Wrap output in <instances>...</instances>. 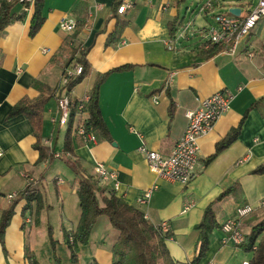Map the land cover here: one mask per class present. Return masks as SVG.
I'll return each mask as SVG.
<instances>
[{
    "label": "crops",
    "instance_id": "1",
    "mask_svg": "<svg viewBox=\"0 0 264 264\" xmlns=\"http://www.w3.org/2000/svg\"><path fill=\"white\" fill-rule=\"evenodd\" d=\"M184 1L44 0V22L34 36L29 35L33 5L23 20L0 30L1 204L28 181H37L40 189L45 181L52 179L54 194L40 211L38 226L52 228L54 224L63 230H73L79 218L76 177L61 156H75L86 174L95 175L96 163L114 170L119 187L113 190L112 183H107L106 189L139 208L154 225L167 224L171 236L166 246L177 264H242L251 259L252 252L231 242L223 243L224 233L218 228L210 235L204 258L194 262L196 225L208 205L212 203L221 225L237 207L243 204L254 207L252 213L239 220L244 236L262 216L264 206L259 207L258 203L264 198V173L254 174L253 170L264 163V18L240 41L234 53L223 51L209 59L201 58L202 42L192 51L185 50L180 43L188 41V25L183 35L179 28L173 36L169 33L170 24L178 25L182 21L179 9ZM208 1L213 7L239 8L240 12L251 3V0ZM121 5L127 6L122 13L116 12ZM21 9L19 3L13 6L16 12ZM62 18L76 21L77 35H72L75 30L64 31L58 27ZM114 31L115 39L108 43ZM65 43L77 50L76 55L86 49L90 65L89 73L72 87L71 96L87 95L101 79L98 104L109 132L107 140L97 137L95 143L75 144L73 154L64 153L63 147L56 151L55 125L51 121L58 115L55 88L71 57ZM120 66L124 68L116 70ZM36 80L52 89V96L43 109L40 132V144L52 150V162H49L50 154L43 157L35 148L37 138L29 120L22 114L8 117L15 103L38 95L33 85ZM238 87L242 89L237 91ZM221 89L234 92L235 97L211 130L198 139V162L190 182L183 185L157 177L149 170L146 157L138 147L143 143L163 156L168 155L184 131L186 111L197 107L201 98ZM240 122L236 139L207 161L216 143ZM58 162L64 164L65 172L73 180L62 178L63 165H57ZM152 184L158 188L149 200L138 202L142 192ZM233 185L239 186V192H228L218 200ZM66 193L72 198L73 215L66 206ZM21 206L22 203L6 228V252L0 245V264H28L23 255L26 244L39 264H54L48 241L47 261L42 263L38 259L34 248V216L28 215L22 228ZM54 211L59 215L56 222L50 216ZM98 220L90 237L98 228ZM101 227L102 239L95 245L89 239L84 254L78 252L77 264H111V246L116 234L108 221H102ZM68 260L74 264L69 259V251Z\"/></svg>",
    "mask_w": 264,
    "mask_h": 264
},
{
    "label": "trees",
    "instance_id": "2",
    "mask_svg": "<svg viewBox=\"0 0 264 264\" xmlns=\"http://www.w3.org/2000/svg\"><path fill=\"white\" fill-rule=\"evenodd\" d=\"M19 3L22 9L18 12L13 10V6ZM29 4L19 2L18 0H2L0 3V30L12 22L23 20L26 16L24 9ZM44 0H33V10L30 18L29 35L34 36L44 22L42 9ZM119 7V6H118ZM118 7L116 8L118 10ZM117 12V11H116ZM181 21L170 24L169 33L174 35L179 28ZM78 26V25H77ZM76 26V27H77ZM78 29V27H77ZM77 29L72 35H77ZM115 31L108 38V43L114 41ZM68 43L64 46L68 47ZM69 48V47H68ZM71 50V57L68 59L66 66L74 62L82 66V72L79 76L71 79L67 85V93L71 99V117L76 112V106L79 98L71 96V89L79 83L90 71V65L86 58V49L79 51L76 55L74 48ZM200 57L209 59L216 54L226 50V46L222 43H213L204 48L199 47ZM123 66L116 70L123 69ZM101 79L97 80L89 93V102L85 106L88 120L86 128L92 130L100 139H109L108 129L102 119L100 107L98 104L99 87ZM34 87L38 90V95L34 98H23L15 103L8 113V117L22 114L26 117L33 127V133L37 138L35 148L39 150L41 156L49 155V162L54 160L52 150L40 144L42 113L45 104L52 96L51 88L36 80ZM56 98V95H55ZM173 110V105H172ZM72 121V120H71ZM68 125L65 130L63 141V152L72 153L75 144H83L80 137L72 134V124ZM241 122L230 129L227 135L218 141L215 145L214 152L207 158V161L212 160L224 148L229 146L237 137ZM74 156V155H73ZM65 165L76 177V195L78 198L79 218L73 230H64V240L69 250V259L72 263H78V252L82 245H86L90 239V234L96 221L105 216L111 228L114 230L116 237L111 246L112 261L111 264H177L171 257L166 246V240L170 238L169 231L162 232L159 224L154 225L144 215V213L134 205L127 203L121 196L109 189L106 185L92 174H86L82 163L77 157L64 158L61 156ZM254 174L264 173V163L253 170ZM228 192L238 193L239 186L233 185L220 194L218 200ZM22 203L20 215L23 219L22 228L25 227V220L28 215L34 216V224L39 223L40 211L46 207V201L37 187V181H28L5 203H0V245L4 247L5 231L10 220L16 212V208ZM244 205V204H243ZM261 218L255 223L250 232L245 235L244 241L239 245L246 251L252 252V257L247 264H264V207L262 209ZM221 228V224L216 219L215 212L212 208V203L208 205L203 212L200 222L196 225L198 230V240L196 246V255L194 262H198L204 258L208 247L210 235L214 229ZM48 236L52 246V259L54 264H61L59 258L55 254V240L52 236V229L48 227ZM24 258L28 264H39L34 252L26 244L23 250Z\"/></svg>",
    "mask_w": 264,
    "mask_h": 264
},
{
    "label": "built area",
    "instance_id": "3",
    "mask_svg": "<svg viewBox=\"0 0 264 264\" xmlns=\"http://www.w3.org/2000/svg\"><path fill=\"white\" fill-rule=\"evenodd\" d=\"M18 1L29 4L24 8L26 11L33 5V0ZM126 6L121 5L117 12L122 13ZM212 8V2L207 1L204 9L209 12ZM211 17L213 23L206 29L207 39L202 43L203 47L208 48L210 44L222 43L226 46L225 52L234 53L240 41L264 18V0H256L254 3L251 0L249 7L245 9V13L240 12L238 16L230 13L228 9L227 12H218L212 14ZM58 27L64 31H74L76 21L71 18H62L58 22ZM186 27L182 28L180 35H183ZM168 48H171V46L168 45ZM81 72L82 66L75 63V61L64 68L60 81L55 88L58 115L52 118L51 121L54 125L66 130L72 120V134L80 137L83 143L90 144L97 141V136L92 130L86 128L88 116L85 106L89 102V96L85 95L79 98L76 112L71 117V99L67 93L69 81L79 76ZM241 89V87H238L237 91ZM234 97L235 93L228 89L217 90L207 97L201 98L197 107L186 111L187 121L184 131L168 155L163 156L142 143L138 150L145 155L149 170L165 181L177 182L183 185L188 184L195 173L198 162V139L211 130L216 120L229 109ZM94 173L102 184L112 183L113 190L118 189L119 183L114 170L109 169L103 163H96ZM157 188V184L147 187L142 192L141 197L138 198V202H147ZM8 196L9 198L12 197V195ZM258 206H264V198L259 201ZM253 210L254 207L249 204L241 205L236 208L231 217L222 223L223 243L231 242L234 245H240L244 241L245 236L239 228V220L247 217ZM159 226L162 232L168 231L166 223H159ZM247 263L243 262L242 264Z\"/></svg>",
    "mask_w": 264,
    "mask_h": 264
},
{
    "label": "rangeland",
    "instance_id": "4",
    "mask_svg": "<svg viewBox=\"0 0 264 264\" xmlns=\"http://www.w3.org/2000/svg\"><path fill=\"white\" fill-rule=\"evenodd\" d=\"M207 1L208 0H185L179 9V17H180V19L182 18V21H181L182 24H180V26H179V32L182 30V28L184 26L188 25L191 28V29L189 28L188 41H186V40L180 41V43H182L184 45L185 50L192 51L197 47V45L199 43H201V42L203 43L204 41H206V39H207V37L205 35L206 29L208 28V26L210 24L213 23V19L211 17L212 14H215L218 12H227L228 11V8H226V6H225V7H213L212 10L208 12L204 9ZM229 1H231V0H229ZM237 1H239V0H237ZM253 1L255 2L256 0H253ZM244 13H245V9H242V14H244ZM58 128L59 127L57 125H55V131L53 134V140H55V143H56V145H55L56 151H59L62 149L63 139L65 137V129L59 128V133H57ZM56 136H58L57 139H55ZM57 165H59V166L63 165V166H61L62 168L60 170L61 173L63 172L62 178H66L69 181L73 180V177H70V175H68L65 172L67 170V168H65L64 164L58 162ZM54 188H55V186H54L52 179H48L47 181H45V183H43L40 186V192L43 195V198L45 201L46 200L50 201L52 199L53 194H54ZM65 195H66L65 196L66 206L69 209L70 215H73L74 210H72V198H71L70 194L66 193ZM57 213H58L57 211H54L53 213L50 214L53 222H56L59 218V215ZM39 216H40V214H39ZM42 216H43V214H42ZM102 221H108V219L105 216H102L100 218L98 228L95 230L96 232H94V234L91 235V237H90L91 242H94V245L97 244L98 240L102 239V236H100V235L104 234L102 231L103 227L99 228L100 223ZM35 225H36V230H35L36 231V240H35L36 245L34 248H35L36 254L38 255V259L42 263L43 262L45 263L47 261V259L45 258V256H47V241H48V245H49L48 250L50 252V257L52 258V246H51L50 239L48 236V226L47 227L45 225H39L38 226V224H35ZM53 226L54 227H52L51 229H52V236L55 240V254L59 258L61 264H71L68 260V251L69 250L66 246V243L64 240V235L62 234L64 232V230L60 229L59 226L57 227L54 224H53ZM93 229H94V227H93ZM45 233H46L47 238L44 239ZM87 245L80 246V248H79L80 254L79 255L84 254L85 250L88 248ZM82 260H84V259L82 258ZM86 260L87 261H85V262L88 263L89 258L87 257Z\"/></svg>",
    "mask_w": 264,
    "mask_h": 264
},
{
    "label": "water",
    "instance_id": "5",
    "mask_svg": "<svg viewBox=\"0 0 264 264\" xmlns=\"http://www.w3.org/2000/svg\"><path fill=\"white\" fill-rule=\"evenodd\" d=\"M229 12L238 16L240 14V9L239 8H230Z\"/></svg>",
    "mask_w": 264,
    "mask_h": 264
}]
</instances>
